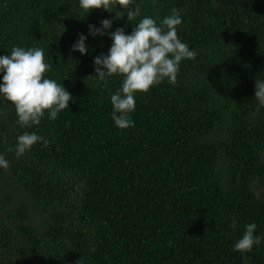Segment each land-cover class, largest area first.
I'll return each mask as SVG.
<instances>
[{"label": "trees", "instance_id": "trees-1", "mask_svg": "<svg viewBox=\"0 0 264 264\" xmlns=\"http://www.w3.org/2000/svg\"><path fill=\"white\" fill-rule=\"evenodd\" d=\"M140 16L88 14L79 0H0V55L40 47L46 78L69 91L55 120L21 127L0 95V264H264V0H134ZM176 8L178 36L197 53L136 93L134 127L119 129L110 97L123 77L95 76L110 33L159 24ZM112 20L103 36L89 25ZM80 35L86 54L73 51ZM103 70V68L101 69ZM3 72H0L2 83ZM49 141L17 157V137ZM11 149V151H9ZM233 221L236 226L233 227ZM262 237L234 249L245 225Z\"/></svg>", "mask_w": 264, "mask_h": 264}, {"label": "clouds", "instance_id": "clouds-1", "mask_svg": "<svg viewBox=\"0 0 264 264\" xmlns=\"http://www.w3.org/2000/svg\"><path fill=\"white\" fill-rule=\"evenodd\" d=\"M117 5L126 11H116L114 19L126 15L128 21H132L140 16L138 5L130 7L134 5V0H79V6L86 14L101 8L112 12ZM181 11L172 8L159 24L151 16H144L131 34L117 28L110 33L112 45L107 55L94 58L95 76L105 86L107 78L114 75L123 77L121 87L110 97L113 107L111 118L117 128L134 127L130 114L135 111L136 93H147L165 79L170 84H176L181 61L196 58L197 53L178 36V26L182 24ZM111 25L112 20L108 19L101 21L100 28L89 25V34L103 36ZM85 40L86 37L80 35L72 50L86 54L88 47ZM49 69L50 64L45 61L44 50L40 47L25 49L14 46L10 54L0 55V72H3L0 95L14 105L21 127L38 126L45 112H48L50 121L55 120L58 113L69 107L71 93L56 80L46 78ZM254 96L264 104V81H255ZM41 142L44 146L49 143L35 132L26 131L19 135L17 157ZM8 167V160L0 155V168ZM232 226H236L235 221ZM256 228L255 223L245 225L242 238L234 245L236 251L246 253L261 243L262 237L255 235Z\"/></svg>", "mask_w": 264, "mask_h": 264}, {"label": "rangeland", "instance_id": "rangeland-1", "mask_svg": "<svg viewBox=\"0 0 264 264\" xmlns=\"http://www.w3.org/2000/svg\"><path fill=\"white\" fill-rule=\"evenodd\" d=\"M256 191H257V193L258 194H264V192H263V190L261 189V188H259V187H256Z\"/></svg>", "mask_w": 264, "mask_h": 264}]
</instances>
